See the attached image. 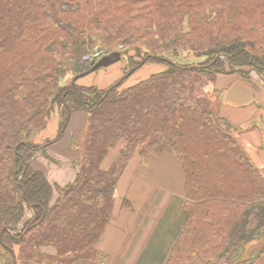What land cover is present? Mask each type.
Returning a JSON list of instances; mask_svg holds the SVG:
<instances>
[{"label": "trees", "instance_id": "16d2710c", "mask_svg": "<svg viewBox=\"0 0 264 264\" xmlns=\"http://www.w3.org/2000/svg\"><path fill=\"white\" fill-rule=\"evenodd\" d=\"M118 47V81L69 80ZM228 63L264 76V0H0V233L17 228L2 235L3 264H107L99 245L120 179L137 153L162 152L180 162L185 192L164 264H264V172L209 91L220 75L250 78ZM147 64L159 68L128 82ZM56 109L59 137L34 142ZM82 110L79 171L60 187L29 157Z\"/></svg>", "mask_w": 264, "mask_h": 264}, {"label": "crops", "instance_id": "0c3cea01", "mask_svg": "<svg viewBox=\"0 0 264 264\" xmlns=\"http://www.w3.org/2000/svg\"><path fill=\"white\" fill-rule=\"evenodd\" d=\"M249 75L250 78H246L234 72L218 77L216 83L219 84V82H221V89L225 90V93L223 92V99L226 104L232 107L228 108L225 106L219 110L221 115L226 117L234 126L242 129L241 136L244 145L249 149L254 161L264 172V76L258 74V77H256L252 73ZM83 114L84 113L74 115L71 126L68 127L67 131L73 134L72 136L74 139L79 137L77 135H79L80 132L83 133L85 125V121H83L85 114ZM54 124L57 126L59 125V117L54 119L52 117L48 123V129L46 128L44 132L49 131L51 128L53 130L56 127ZM39 134L37 133L35 137ZM63 139L56 145L53 144V155L57 156L68 150V148H72V142L68 146V141L65 139V136ZM46 150L47 149H43L42 152ZM72 155L74 158L70 160L73 162L78 157V153ZM61 159L62 158H58L55 163L42 153H39L35 157L33 156L31 161L35 169L45 172L52 184L65 186L74 181L78 170L72 166V162L70 163L68 160L61 161ZM57 162L62 163L63 166H60V164L57 165ZM144 162L146 163L141 165L139 171H141L143 176L148 175L149 177V175H152L155 177L152 180H155L152 191L156 193L157 189L160 188L162 190L167 187L169 192L166 193L165 190H162L164 192L161 194V197L158 198V201H155L153 198L151 204L145 205L147 202L144 204H139V202H137L138 199L134 197L136 194L133 195L135 191L133 193L129 192L130 187L129 190L125 189L124 193L120 192L119 186L117 187L115 192L116 205L114 219L110 223L99 245L101 249L109 253L110 257L107 264H115L117 261L112 263V261L115 260L121 261L117 262V264H130L134 257L138 259L142 257L144 253H148L145 254L147 260L158 259L162 260L160 264H164L168 257V255L166 256V248H164V245L169 239H174L175 241L177 237L176 234L179 233L177 230L178 228L181 229L180 225L182 224L180 223L182 217L185 215H183L184 212L180 206V202L184 198L185 192L184 176L182 174L180 162L168 152H162L154 159L150 160V162L145 160ZM152 181L147 182L145 188L149 187L150 183H153ZM167 194L169 197L165 196ZM126 198L132 200V203L130 206L122 208V201ZM155 203L157 204L156 209L158 210L153 214V220L150 218L151 216L149 214L151 212L150 206ZM170 203L174 204H172L174 210H172L173 216L171 217L168 216V209L166 211ZM122 214H124L123 217H121ZM165 215L167 219L164 217ZM130 217H133V220L130 221L127 219ZM164 219H166L165 222ZM127 224L131 225L128 228V233L126 232L127 239L119 242L118 239L122 236L121 233L126 230L125 227ZM130 235H133L131 242L128 241ZM148 242H150L151 246L149 249H145ZM133 244L137 245L135 250L132 247ZM53 252L54 249H52L51 253ZM124 252L125 255L123 254ZM79 262L76 264H80ZM88 262L89 263L82 264H92L90 261Z\"/></svg>", "mask_w": 264, "mask_h": 264}, {"label": "rangeland", "instance_id": "374dc122", "mask_svg": "<svg viewBox=\"0 0 264 264\" xmlns=\"http://www.w3.org/2000/svg\"><path fill=\"white\" fill-rule=\"evenodd\" d=\"M121 50L122 49L120 47H118V49L115 48V49L111 50L110 53L101 54V52H99L100 54H98V53L95 54L96 51L93 52L92 54H94L93 56H95L94 57L95 60H94V63L92 64V66H90V68H88L87 70L83 71L80 74H75L74 72H70L69 80H75L76 79L79 84H81L83 86H88V87L89 86H96V87H99V88H106V87L110 86L115 81H118L120 79V77L124 76V69H125V65L126 64H125V61H124V58H123V53L121 52ZM85 58L86 57H84V59ZM178 61H180V60H178ZM182 62L190 63V62H193V60L192 61H188V60L184 59V61H182ZM150 67H152V68H150ZM154 68H159V67H157L155 65H150V66H148V64L145 65L140 71L135 73V75H132V77L129 78L128 82L131 83V82L135 81L137 78H143L144 76H146L148 74V72L150 70H153ZM252 74L254 76L258 77L257 76L258 75L257 71L253 72ZM239 75H241V74H239ZM221 86H222V83L219 82V84L215 83V84H213V85H211L209 87V91H215V93H216V96H215V99H214V105L218 109L224 108L225 106L228 107V108H232V107L229 106V104H226V102L224 101L223 92L225 93V90H222ZM60 113H61L60 109H56V111L51 116V119H52V117H53V119L59 117V125L57 126L56 124H54L56 127L53 130L51 128L47 132L46 131L44 132V130H46L47 127L45 129L40 130L38 132V134L40 132L41 133L39 135H37V137L33 138L34 142H36L38 144H44V143H47L49 141H53V140H55V139H57L59 137V135H58L59 134V126H60V122H61ZM80 113H84L85 114V115L83 114L85 116V118L83 119V121H85L84 129H83V132H84V130L86 129L87 124H88V112H86L84 110L76 111V112H74L72 114L68 127L71 126V122L73 120L74 115L80 114ZM67 130H68V128H67ZM67 130L64 133V135L61 136L56 142H54L52 144H48L45 147H43L42 149H40L37 152H35L34 154L30 155L29 162L31 163V165H32V161H31L32 157L33 156L35 157L39 153H42L45 157H48L50 160L54 161L55 163H56V160L58 158H62L61 161L62 160L63 161L68 160V162L71 163L72 160H70V159L74 158V156L72 154L78 153L77 148L75 146V142L79 141V139L82 137V133L79 131L80 133H79V135H77L79 137L74 139L73 136H72L73 134L71 132L67 131ZM64 136H65V139L68 141L67 142L68 146L72 142V148H68V150L62 152L61 154H58L57 156L53 155L52 154V151H53L52 147L54 146L53 144L56 145L57 143L62 141ZM43 149H47V150L42 152ZM116 155H118V148L111 150L110 155L107 157V159L104 162V166L107 167L108 165H110L111 162L116 157ZM76 159L72 162V166L76 170L79 171V167L76 164ZM143 163H146V162H144L143 155H141L140 153H137L134 156V158L132 159V161L130 162V164L128 165V167L126 168L125 172L123 173L118 186H119V190H120L121 193H124L125 189L129 190V187H130V191L129 192L133 193L135 191L133 193V195L136 194V196H134V197H136V199H138L137 202H139V204H142V203L144 204L145 202H147V203H145V205H148L149 203L151 204V201L153 200V198L155 199V201H158V198H160L161 194L164 192L162 190H165L166 193H168L169 190H168L167 187H165L162 190L160 188L157 189L156 193H155V191H152V188L155 185V182H154L155 180L154 181H152V180L155 177L152 176V175H149V177H148V175L147 176L146 175L145 176L142 175L141 171H139V170H140V167H141V165ZM58 164H60V166H63L62 163H58L57 162V165ZM150 181H152L153 183H150L149 187L145 188L146 183L150 182ZM160 181L162 183L161 179H160ZM58 186L63 187L62 185H58ZM58 194H59L58 191L55 190L53 201H55L57 199ZM55 196H57V197H55ZM165 196L169 197L168 194L165 195ZM120 199H121V197H120ZM172 204L173 203L168 204V206L166 208V211L168 209L167 213H168V216H170V217L173 216L172 210H174V206H173L174 204L173 205ZM150 207H151V212H150L149 215L151 216L150 218H152L153 214L158 210V209H156L157 208V204L155 203L154 205H151ZM33 214H34L33 210L28 209L26 218H29V219L32 218ZM123 215L124 214H122L121 217H123ZM164 217L167 219L166 215ZM184 217L185 216L182 217V220H181L180 224L183 223ZM127 219H129L131 221V220H133V217L132 218L130 217V218H127ZM152 219L154 220V218H152ZM166 219H164V222L166 221ZM150 221H151V219H150ZM130 226L131 225L127 224V226L125 227L126 230H124V232L121 233L122 236L118 239L119 242H121L122 240L124 241L125 239H127L126 238V232L128 233V231H129L128 228ZM179 230L180 229L178 228L177 232H179ZM177 234H176V236H177ZM133 235H130V237L128 239L129 242H131V240L133 239ZM173 242H174V239H169V241H167V243H165L164 248H166V250H165L166 251V256L169 254L168 252H170L169 250L171 249V246H172ZM127 246H128V244H127ZM150 246H151L150 242H148L146 244V246H145V249H149ZM132 247L135 250L137 248V245L133 244ZM45 250L50 253L52 251V248H45ZM125 252L123 253L124 255H125ZM145 254H148V253H144V255L142 257L138 258V259H136V257H134L133 261H131L130 264H160L162 262V260H158V259L157 260H155V259H152V260L148 259L147 260L146 257H145ZM8 258H9L8 254L6 252H4L2 250V248L0 247V264L5 263ZM116 261L117 262H121V261L115 260V261H112V263H115ZM117 262L115 264H117ZM79 263L82 264V263H89V262L88 261H83V262H79Z\"/></svg>", "mask_w": 264, "mask_h": 264}, {"label": "water", "instance_id": "95a60500", "mask_svg": "<svg viewBox=\"0 0 264 264\" xmlns=\"http://www.w3.org/2000/svg\"><path fill=\"white\" fill-rule=\"evenodd\" d=\"M99 52H101L100 49H98V50L95 52V54H96V53L100 54ZM228 65L230 66V68H231L232 70H234V71H241V72L246 73V74H251V73H253V72L256 71L255 69H251V70L237 69V68L233 67L232 65H230V63H228ZM24 226H25V224H23L22 227L20 228L21 231L23 230ZM6 230H9V231H16L17 228H14V227H11V226H9V227H4V228L2 229V231H1V233H0V241H2V235H3L4 231H6ZM12 252H13V251H12ZM13 254H14V252H13ZM14 257H15V255H14ZM15 264H17V263H16V260H15Z\"/></svg>", "mask_w": 264, "mask_h": 264}]
</instances>
